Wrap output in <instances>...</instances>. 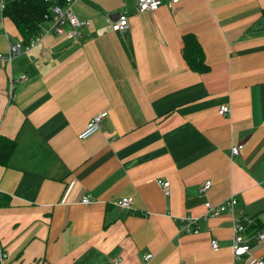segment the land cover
Masks as SVG:
<instances>
[{
	"label": "crops",
	"instance_id": "1",
	"mask_svg": "<svg viewBox=\"0 0 264 264\" xmlns=\"http://www.w3.org/2000/svg\"><path fill=\"white\" fill-rule=\"evenodd\" d=\"M136 1L75 0L90 20L80 37L44 34L0 66V135L16 140L0 164L8 264H232L231 216H204L205 201L230 195L259 222L239 262L264 260V0H162L144 12ZM116 12L126 29L105 21ZM185 34L204 71L186 62ZM21 39L0 11V52ZM102 111L100 129L78 138ZM84 194L93 201L80 203ZM122 197L130 209L114 204ZM185 216L197 232L180 230Z\"/></svg>",
	"mask_w": 264,
	"mask_h": 264
},
{
	"label": "built area",
	"instance_id": "2",
	"mask_svg": "<svg viewBox=\"0 0 264 264\" xmlns=\"http://www.w3.org/2000/svg\"><path fill=\"white\" fill-rule=\"evenodd\" d=\"M49 3L48 11L44 14V22H48V25H41L39 33L29 39L27 43L22 40L15 42H9L6 52H0V66H10L12 60L19 55L22 51H25L35 45V43L41 39L44 34L53 33L57 36H64L70 39H76L81 36V30L83 27L89 25L90 20L88 18H79L73 9V3L75 0H63V3H59L58 0H43ZM180 0H169V3L176 4ZM162 4V0H137L136 7L138 11H150L158 8ZM5 6V0L0 1V11L2 12ZM105 21L114 30H124L128 27V18L126 13H119L116 19H111L107 14L105 15ZM25 76L21 74L17 77H10V94H12L13 88L16 82L22 80ZM218 113L229 114L230 107L226 104L220 105L218 108ZM106 116V112L102 111L96 113L92 118L86 123V125L79 131L78 138L86 139L92 134L100 129L101 123ZM264 123V121H263ZM239 152V145L231 147V153L237 154ZM164 193H168L169 181L158 180ZM211 183L208 179L204 180L200 186L199 191L204 192L209 189ZM93 201L90 194H84L80 198V203L89 204ZM114 204L122 209H130L133 204L131 197H122L114 202ZM237 199L235 196L230 195L225 200L212 204L210 201L204 202L205 217H215L221 214L227 213L232 218V264H242L239 259L248 254L250 246L245 239V228L246 224H251L253 219L245 218L242 216L241 212L236 209ZM197 218L191 216H185L179 220V228L185 232H197L198 227L196 225ZM259 239L264 238V234L257 233ZM211 249H216L218 247V242L216 238H212L209 242ZM151 254L145 255V259L150 258ZM0 264L7 263V253L3 248H0ZM111 264H122L119 257H114L111 259ZM257 264H264V260L257 259Z\"/></svg>",
	"mask_w": 264,
	"mask_h": 264
},
{
	"label": "trees",
	"instance_id": "3",
	"mask_svg": "<svg viewBox=\"0 0 264 264\" xmlns=\"http://www.w3.org/2000/svg\"><path fill=\"white\" fill-rule=\"evenodd\" d=\"M61 4L63 0H58ZM49 3L43 0H7L2 14L7 16L17 28L22 41L27 43L30 38L35 37L44 23V14L48 11ZM183 56L188 65L198 71H204L203 54L200 45L192 34L183 35ZM16 148V140L0 135V164L6 165L11 154ZM258 220L246 224L245 230L249 233L257 231Z\"/></svg>",
	"mask_w": 264,
	"mask_h": 264
},
{
	"label": "water",
	"instance_id": "4",
	"mask_svg": "<svg viewBox=\"0 0 264 264\" xmlns=\"http://www.w3.org/2000/svg\"><path fill=\"white\" fill-rule=\"evenodd\" d=\"M118 15H119V12H116L114 14H110L109 16L111 19H116L118 17Z\"/></svg>",
	"mask_w": 264,
	"mask_h": 264
}]
</instances>
